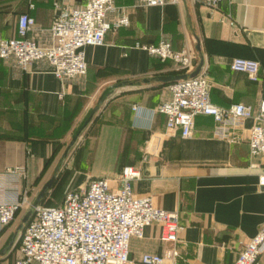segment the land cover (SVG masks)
<instances>
[{
    "label": "crops",
    "instance_id": "0c3cea01",
    "mask_svg": "<svg viewBox=\"0 0 264 264\" xmlns=\"http://www.w3.org/2000/svg\"><path fill=\"white\" fill-rule=\"evenodd\" d=\"M113 4L109 18L122 7L128 24L107 30L100 45L85 47L83 76L57 79L43 60L17 69L0 59V203L14 201L25 185L34 183L36 171L50 163L53 153L64 150V141L102 97L67 150L74 154L68 163L73 169L69 187L99 176L113 184L121 167L136 165L140 176L131 184L133 194L149 196L154 207L178 213L182 229L176 247L182 259L177 264H233L241 243L253 237L264 220V187L257 184L264 157L256 158L257 167H249L253 120H244L234 130L241 137L236 143L213 136L208 115L194 117L188 137L168 133L164 116L152 109L168 97L172 81L157 77L181 73L171 69L170 61L133 44L166 38L173 49L191 51L194 65L200 55L199 73L210 83L213 103L256 107L264 99V0H223L211 9L201 0L142 7H133L132 0ZM20 12L46 29L54 13L52 0H0V38L15 34ZM236 57L259 61V81L230 69ZM132 105L139 107L138 114ZM52 129L59 134L51 135ZM13 167L20 174L4 172ZM22 212L0 228V264H12L16 256L25 224L18 228L26 210ZM158 233L159 226L151 223L140 238L129 239L127 256L133 264H144V254L170 246L159 242ZM259 263L264 264V253Z\"/></svg>",
    "mask_w": 264,
    "mask_h": 264
},
{
    "label": "built area",
    "instance_id": "2783aa9c",
    "mask_svg": "<svg viewBox=\"0 0 264 264\" xmlns=\"http://www.w3.org/2000/svg\"><path fill=\"white\" fill-rule=\"evenodd\" d=\"M223 0H201L204 5L216 8ZM178 0H132L133 7L163 6ZM54 13L48 28L35 24L32 16L20 12L16 16L15 34L0 38V59L17 69L43 60L57 79H72L85 74V47L100 45L104 33L128 24L126 11L115 9L113 0H52ZM134 48L161 61L168 60L171 69L188 73L194 67V55L186 49H173L166 38L156 43L140 44ZM232 71L243 72L250 80L259 81L260 63L255 59L233 58ZM168 97L157 102L152 111L164 116L168 133L188 137L197 115L213 119L212 134L231 143L241 137L234 130L244 120L252 119L248 139L249 167H257L256 158L264 157V99L256 107L243 102L220 106L211 101L210 83L201 73L175 80L167 85ZM138 114L140 109L131 106ZM4 172L20 174L18 167ZM140 176L136 165H124L114 183L106 177L90 178L85 185L64 191L59 202L53 205L38 204L19 234L12 264H133L128 258L131 237L140 238L143 228L151 223L159 226L158 240L164 247L159 253L144 254V264H177L182 259L176 247L182 225L177 211L154 207L149 196H136L131 184ZM258 186L264 187V169L258 175ZM28 205L25 195L14 201L0 203V226L14 219L16 212ZM264 253V220L257 233L241 243L233 264H260Z\"/></svg>",
    "mask_w": 264,
    "mask_h": 264
},
{
    "label": "rangeland",
    "instance_id": "374dc122",
    "mask_svg": "<svg viewBox=\"0 0 264 264\" xmlns=\"http://www.w3.org/2000/svg\"><path fill=\"white\" fill-rule=\"evenodd\" d=\"M81 123L80 122L77 123L76 128H78L81 125ZM58 132L59 130H55V134H59ZM68 140H70V137H68L67 140L64 141V143H68ZM62 153H63L62 150L53 153L54 157L51 159L50 163L44 165L42 168L36 171L37 172L35 175L36 180H34V183L29 186L28 185L24 186L25 192L21 195L26 196L28 200V205L27 206L23 205L21 209H19L16 212L15 216L18 215V217H16L15 220H17L21 216V213H23L22 212L23 209L27 210L31 206L32 200L35 198V194H36L35 192L40 189L41 185L50 177V175L53 172L55 175L54 179L51 185L49 186V188L46 190L45 194L40 199L38 204L41 205L57 204L65 190L69 188H75V187H69V181L71 180L73 175V169L71 168L70 164H72V158L74 154L72 153V151L71 152L67 151L62 157ZM31 213H32V209H31ZM12 222L13 220L7 223L6 225L0 226V228L8 226Z\"/></svg>",
    "mask_w": 264,
    "mask_h": 264
},
{
    "label": "water",
    "instance_id": "95a60500",
    "mask_svg": "<svg viewBox=\"0 0 264 264\" xmlns=\"http://www.w3.org/2000/svg\"><path fill=\"white\" fill-rule=\"evenodd\" d=\"M195 50L198 52L199 51V46H198V42L196 40V46H195ZM201 65H203V58H201V56H198V60L195 63L193 69L188 72V73H181V74H176V75H166V76H159L157 77L159 80L162 81H175V80H183V79H187V78H191L195 75H197L200 72L201 69ZM102 101V97H99L95 103V105L92 107V109L90 110L89 114L85 117V119L83 120V122L81 123V125L76 129V131L72 134V136L70 137V140L68 141L66 147L63 150L62 153V157L63 155L67 152V150L69 149V147L72 145V143L76 140V138L80 135L81 130L85 127V125L89 122V120L92 117L93 112L97 109V107L99 106V104ZM56 168V167H55ZM54 172L50 175V177L41 185L40 189L38 190V192L35 194V198L31 203V206L26 210V212L22 215L20 222L18 224V228H21L22 225L24 223H26V221L28 220L30 214H31V209L36 206L40 199L42 198V196L45 194L46 190L49 188V186L51 185L53 179H54Z\"/></svg>",
    "mask_w": 264,
    "mask_h": 264
},
{
    "label": "trees",
    "instance_id": "16d2710c",
    "mask_svg": "<svg viewBox=\"0 0 264 264\" xmlns=\"http://www.w3.org/2000/svg\"><path fill=\"white\" fill-rule=\"evenodd\" d=\"M51 135L55 134V129H52V131L50 132ZM49 205H53V204H49Z\"/></svg>",
    "mask_w": 264,
    "mask_h": 264
}]
</instances>
